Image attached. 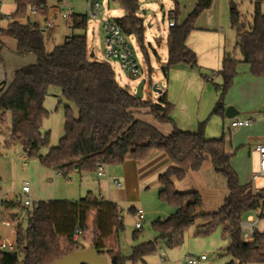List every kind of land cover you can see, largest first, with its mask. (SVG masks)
<instances>
[{"label":"trees","instance_id":"16d2710c","mask_svg":"<svg viewBox=\"0 0 264 264\" xmlns=\"http://www.w3.org/2000/svg\"><path fill=\"white\" fill-rule=\"evenodd\" d=\"M172 19L175 25L167 35L168 58L162 71L165 76L171 68L187 65L198 69L197 55L190 50L186 41L195 29V24L203 11L209 9L213 0H197L193 10L184 22L178 23L180 14L178 1ZM256 0L252 23L246 24L235 8L231 10V26L236 32V49L241 61L249 64L251 73L264 77V14L261 3ZM16 9L10 16L2 34L16 39V53L34 54L37 62L16 71L14 80L6 86L0 84V119L11 112V142L21 144L28 158L39 159L48 168L69 176L73 172H98V164L106 166L123 164L131 158L137 162L146 160L154 151L164 153L170 166L159 175L161 186L159 199L176 208L166 219H157L152 227L157 233L156 240H148L135 245L129 257L122 254L119 236L124 231V220L118 206L102 198L89 194L77 201H39L27 209L28 225H20L15 234V250L0 249V264H51L76 250L85 249V241L94 244L109 264H137L155 253L158 242L172 249L184 243L185 231L196 225L198 236H209L217 228L224 239H229L226 248L218 250L219 256H230L226 264L264 263V233H258L252 244L242 241L240 223L249 212L258 210L264 203V189L253 190L241 185L238 175L231 165L234 152L227 148L224 137L209 138L200 124L195 133L178 128L171 117L173 105L167 100L166 92H161L159 103L146 102L122 87L109 62L93 61L89 57L88 41L85 34H72L63 44L47 51L44 30L38 22L31 21L29 6L39 9L47 6V0H14ZM125 10L122 17L114 21L126 36L135 35L143 50L145 47L144 21L137 15V0H120ZM173 17V18H172ZM69 27L86 30L87 16L76 14L70 18ZM5 44L0 41L1 50ZM240 62L232 54H226L221 68L216 72L222 78L217 85L221 97L213 114L224 117V97L234 83L237 65ZM62 90L64 99L77 109L74 114L70 105L65 106L64 135L57 146L40 154L42 146L48 144L49 134H42L44 120L49 116L44 102L50 87ZM153 117L157 124H170L172 131L164 133L157 125L141 116L143 110ZM210 159L215 171L228 180L230 194L221 208L213 213L198 212L202 204L198 192H179L174 179L182 180L188 172L199 171L205 160ZM21 200H0V212L10 213L21 207ZM24 205V204H23ZM130 212L136 214L134 208ZM93 230L90 232V215ZM81 229L80 241H74L76 229ZM142 228L133 233L140 237ZM116 240L115 246L110 238ZM1 242V238H0Z\"/></svg>","mask_w":264,"mask_h":264},{"label":"rangeland","instance_id":"374dc122","mask_svg":"<svg viewBox=\"0 0 264 264\" xmlns=\"http://www.w3.org/2000/svg\"><path fill=\"white\" fill-rule=\"evenodd\" d=\"M99 1L102 7L99 16L95 19L88 14V0L68 1V8H74L75 13L78 15L82 14L87 16L86 30L72 29L69 27L71 19L62 18L58 11L55 12V14H50L48 17V20L54 21L55 26L53 28L46 26L45 20L47 19L42 15L30 14V18L31 21L38 22L43 28L47 51L50 52L55 46L63 44L66 37L72 34H85L87 36L89 57L91 60L109 62L116 73L118 83L122 87H128L134 94L141 80L146 79L147 83L144 87L143 100L146 102L159 103V93L152 90L151 82L153 84L162 82L163 86L165 85L167 87L169 81V79L165 78L162 67L165 65L168 58L167 35L170 30L168 24L171 20L170 16L174 14L173 12L176 8L175 1L137 0V15L144 21L146 49L143 50L135 35L127 36L134 57L140 67V73L137 77H131L126 74L121 69L118 62L108 58L105 53L106 42L105 34L102 29V20H115L116 18L122 17L125 14V10L121 6L120 0ZM177 1L181 13L177 19L180 23L184 16L192 10V5L196 0ZM255 3L256 0H213L211 9L203 11L196 22L209 25L218 23L223 29L222 33L224 35V44L227 53L232 54L237 59H241L240 51L235 48L236 32L231 26V7L237 10L241 20L245 21L248 25L252 23L253 20ZM233 4L235 6H233ZM47 5L49 7H54L60 5V2L59 0H47ZM15 9L14 0H0V41L5 44V48L1 50L3 62L0 63V84L7 81L10 82L11 80L13 81L15 70L25 66L23 62V58L25 57L18 55L15 51L17 47L16 39L4 35L1 32V29L8 25L10 16ZM261 12L264 14V1L261 3ZM36 62L37 60L35 63ZM213 76L214 80H205L204 85L199 89L182 94L184 97H179L181 99L177 98L175 102L176 105L168 99L169 102L173 103L172 111L181 113L180 111L184 106L186 109L191 108L189 111L193 113V120H197L198 122L197 129H199L200 124L203 123L207 137H224L228 150L234 152L231 165L238 175L239 183L241 185H248L255 191L264 189V179L255 182L251 179L252 172L258 169L259 156L258 153L254 152L252 149V143L248 141L247 134L243 130L229 129L230 120L225 116L213 114V109L222 93L217 89V85H221L223 82L221 76L216 72ZM255 92L256 90L249 84L240 86V80L235 79L232 87L224 97L226 109L228 107H234L236 109V106H239L248 111L249 108L250 115L256 119L257 123L260 122V124H262V121L264 123V86L258 88V91ZM44 105L49 111V116L44 120L41 131L43 135L49 134V142L40 149V154L42 155L48 153L51 147L57 146L64 135L65 106L70 105L74 114L77 115L76 107L64 99L62 90L57 86L50 87ZM148 111V109L143 110L144 114L141 117L157 125L167 134L166 126L168 125L157 124L153 117L147 113ZM183 117H185V115H183ZM11 124L12 115L10 111H7L4 117L0 119V197L9 200H16L19 198L22 202L21 207L15 210L19 214V218L16 220L11 219L10 213L0 212V238L3 240L4 237H6L8 243L15 242L16 229L19 225L23 229L27 228V209L31 208L34 202L50 199L48 198L49 196L56 199L69 200H78L79 197L85 196V192L79 194L77 171L69 176H64L61 173L57 174L55 170L44 167L39 159L28 158L21 144L18 142H11ZM89 175L94 181L93 189H91L94 196L102 195L106 199L107 190L103 179L97 176L98 172L89 173ZM25 181H29L32 192H37L36 198L31 196L32 205L29 207H25L23 205L24 198H20L21 189ZM156 182V176H150L145 179L144 200L146 202L144 201V204H146L151 212L155 211V213H157L163 210L161 211V217H166L167 211L169 212V210H172V212L169 213L173 214L176 208L159 199V190H157L158 185ZM177 190L179 192H198L202 200L198 212L203 213L218 211L230 194L226 176L215 171L209 158L205 160L199 171L190 172L187 177L177 185ZM121 215L124 220V231L119 236V247L124 256L129 257L135 245L143 241L156 240L158 235L152 227V222L158 219L157 214L147 215L146 220H142L143 228L138 239L133 237L134 231L137 230L135 225L138 218L126 208L121 210ZM93 216L94 214L90 215V232L93 230ZM6 221H10L12 225L5 226L3 222ZM196 228L197 227L194 225L187 230L185 241L181 247L168 249L162 242H158L157 251L146 256L144 261H139L137 264H186L185 258L187 256H200L202 254H206L209 258V263L212 264H226L227 261L231 260L229 256L222 257L218 254L220 248L223 249L229 245V239H224L222 237L220 228H217L209 236L196 235ZM84 245L89 246V242L85 241ZM161 248L163 252L167 254L166 262H163L161 259ZM178 250L183 251H181V254L177 257L174 253Z\"/></svg>","mask_w":264,"mask_h":264},{"label":"crops","instance_id":"0c3cea01","mask_svg":"<svg viewBox=\"0 0 264 264\" xmlns=\"http://www.w3.org/2000/svg\"><path fill=\"white\" fill-rule=\"evenodd\" d=\"M196 3H197V0L193 3L192 10L195 7ZM67 6H69V5H67ZM55 7L56 6L53 7L54 8L53 10H50L54 13L48 11L46 14H40L39 13V15H42L45 19L48 20L49 19L48 17L50 14H55V12L58 11ZM232 8H234V7H231V10H232ZM209 9H211V7ZM189 13L186 16H184L183 20L180 23L185 21V19L189 15ZM80 15H82V14H80ZM0 19H1V16H0ZM47 20H45V23ZM172 20L176 22V19H172ZM49 21H51V20H49ZM177 22H178V19H177ZM52 23H53V26H52V28H53L55 26L54 21ZM212 24H214V25H209V24H205L202 22H199V23L196 22L195 29L190 33V35L188 36L187 41H186L187 47L190 50H192L193 52H195L197 55L198 69L191 68L187 65H179V66H175V67L171 68L169 73H168V76L164 75L166 79H169V81H168L167 87L165 85L163 86L162 93L166 92L167 100L169 99L175 105H176L175 102H176L177 98L181 97L182 94H184L185 92L187 93L188 91L199 89L202 85H204L205 80H209V81L214 80L213 74L221 68L224 56L226 54H229V53H227L226 47L224 44V35L222 33L223 29L220 27V25L218 23H212ZM235 46H236V41H235ZM1 55H2V53H1ZM21 56L25 57V58H23V62L25 64V66H22V67H26L29 64L30 65L34 64L35 61L37 60V57H36V55L34 56V54L21 55ZM238 60H240V62L237 65V74L235 76V79L240 80V86L249 84L257 92L258 88L264 86V77L254 76L250 71L249 64L242 62L241 59H238ZM17 70H19V69L17 68L15 70L14 74L16 73ZM238 70H239V72H238ZM11 82H12V80L10 82L7 81L4 83L6 84V86H8ZM152 84L153 83L151 82V86H152ZM162 93H159V98L161 97ZM182 97H184V95ZM179 99H181V98H179ZM183 102H185V101H183ZM258 102H260V101H258ZM173 103H171V104H173ZM263 103H264V101H263ZM187 108H188V106H187ZM231 108H233L232 117H227L226 114H224V116L228 120H230L229 129H231V130L232 129L243 130L248 136L247 137L248 141L250 143H252V149L254 150V152H256V147L258 145L264 144V123H263V121H262V124H260V122L257 123L256 119L254 117H252V115H250L251 113H250L249 108H248V111H247V109H244V108L239 107V106H236V109L234 107H231ZM189 109H191V108H189ZM189 109H186L184 106L182 108V110L180 111L181 113H179L177 111H172L171 117L174 120V122L178 128L195 133L199 130V129H197V123L198 122H197V120H193L194 119L193 113L191 111H189ZM225 110H226V108H225ZM182 114L185 115V117H183ZM246 118L253 120V124L251 126H249V127H238V128H232L231 127V121H233L235 119H246ZM164 125H168V126H166V130H167L166 132H167V134H169L172 131V125H170V124H164ZM169 166H170V161H169L168 157L164 153L159 152V151H154L146 160H144L142 162H137L134 159L128 158V159H126V161L123 164L106 166L104 174L101 176L99 174L97 175L99 178L103 179V182L105 184V188L107 190L106 191V193H107L106 199L102 195L94 196L93 191L91 190V189H93L94 181L92 180V178H90L89 173L78 172V188H79V192H80L79 194H83L85 192L84 197L91 194L94 197L102 198L106 201H111L118 206V210H119L120 214H121V210L124 208H126L129 212H130L131 208H134L135 211H137L139 209L143 210V219L142 220H146L147 215H155V214H157L158 219L163 220V218L166 219L170 216L171 213H169V212H172V210L171 211L169 210V212L167 211L168 217L167 216L161 217V214H162L161 211H163V210H161V208H160L161 211H158L157 213H155V211L151 212L148 209L146 204H144V201H145L144 200L145 199L144 198V190H145L144 181H145V179L149 178L150 176H156V178H157L156 183L158 185L157 190H160L161 186H160L159 181H158L159 175L164 173ZM189 173L190 172H188V174ZM57 174H59V173L57 172ZM187 175H186V177H187ZM182 181H183V179L182 180L174 179V184H175L176 189H177V185L179 183H181ZM158 193H159V191H158ZM36 195H37V192H35V193L32 192V188L30 186V194H29L30 200H31V196H34V198H36ZM22 197L23 196H22V189H21L20 198H22ZM48 198H50V199L39 200V201H45V202H50V201H70V202H73V201H77L76 199L75 200L74 199H72V200L56 199V198H53L52 196H49ZM81 198H83V197L82 196L79 197L78 200ZM0 200H2V201L3 200L13 201V200H9V199H4L2 197H0ZM36 200H38V199H36ZM39 201H36V202H39ZM36 202H34V203H36ZM121 204H123V205H121ZM25 207H29V206H25ZM13 214H14V216L10 215L12 220H16L17 218H19V214L17 211H13ZM132 214L136 216V214H134V213H132ZM4 223L5 222H3V224ZM201 224H203V221L201 219H199L195 226L197 227ZM11 225H12V223H11ZM5 226H7V225H5ZM135 227H136V225H135ZM186 232H187V230L185 231V235H186ZM80 239H81V237L79 238L78 241L82 242L83 240L82 239L80 240ZM3 240H6V237H4ZM3 240H1V241H3ZM184 241H185V238H184ZM205 241H207V240H205ZM11 243H15V242H11ZM115 243H116L115 238L113 236H111L110 244L115 246ZM181 246H179V247H181ZM217 246H218V244H217ZM179 247H176V248H179ZM181 251H183V250H178L177 252L174 253V255L178 257L181 254ZM160 255H161V259L162 258L164 259L162 261L166 262L167 261V259H166L167 254L163 252L162 248H161ZM229 258L231 259L230 256H229ZM185 262H186V258H185ZM176 263H178V262H176ZM207 263H209V258L205 261H202L199 264H207ZM209 264H212V263H209Z\"/></svg>","mask_w":264,"mask_h":264},{"label":"built area","instance_id":"2783aa9c","mask_svg":"<svg viewBox=\"0 0 264 264\" xmlns=\"http://www.w3.org/2000/svg\"><path fill=\"white\" fill-rule=\"evenodd\" d=\"M69 0H59L60 5L55 8L61 14V17L64 19H70L76 15L74 8H68ZM101 3L99 0H88V14L93 18H97L99 16V12L101 11ZM53 7L41 8L42 12H48L53 10ZM29 11L31 14H39V9L34 6H29ZM169 27L175 25V21L169 22ZM46 26L52 27L53 23L49 20L46 21ZM102 29L105 34V53L108 58L118 62L121 69L131 77H137L140 73V67L137 63V60L134 57V53L131 47L130 42L128 41L127 36L124 34L122 28L114 21V20H102ZM253 124V120L246 119H235L231 121L232 128L238 127H249ZM256 152L259 156V165L258 169L251 174V179L253 182L264 179V144L258 145L256 147ZM98 174L101 176L104 174L106 165L98 164ZM119 184V183H118ZM30 194V183L29 181H25L22 186V196L24 198L23 204L24 206H30L32 201L29 198ZM136 216L138 220L136 222V228H142V219H143V210L139 209L136 211ZM7 226L11 225L10 221L4 223ZM241 228V238L244 243L252 244L256 240V236L258 233H264V203L262 206L255 211L249 212L242 219L240 223ZM82 234L81 229H76L73 239L74 241L79 240ZM264 247V244H263ZM0 249L13 251L15 250V243L7 242L3 240L0 242ZM208 259L206 254L200 256L189 255L186 257L187 264H199L202 261ZM162 260H164L162 258Z\"/></svg>","mask_w":264,"mask_h":264},{"label":"water","instance_id":"95a60500","mask_svg":"<svg viewBox=\"0 0 264 264\" xmlns=\"http://www.w3.org/2000/svg\"><path fill=\"white\" fill-rule=\"evenodd\" d=\"M233 6H235L233 4ZM146 79L141 80L136 88L135 95L143 99L144 97V87L146 85ZM163 89L162 82H157L152 84V90L156 93H161ZM233 108L228 107L225 110L227 117H232ZM2 113L0 112V115ZM51 264H109L108 259L105 255H101L94 244H90L85 249L76 250L70 254L63 256L57 261Z\"/></svg>","mask_w":264,"mask_h":264}]
</instances>
